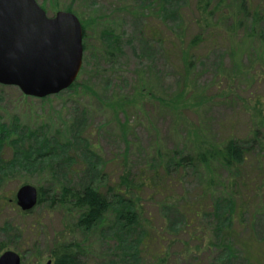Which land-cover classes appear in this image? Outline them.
Returning <instances> with one entry per match:
<instances>
[{
  "label": "rangeland",
  "instance_id": "rangeland-1",
  "mask_svg": "<svg viewBox=\"0 0 264 264\" xmlns=\"http://www.w3.org/2000/svg\"><path fill=\"white\" fill-rule=\"evenodd\" d=\"M158 1L36 0L48 17L69 10L86 27L82 67L75 80L78 87L75 94L65 90L42 103L16 87L0 85V125L17 121L33 127L44 119L51 127L47 135L55 133L59 147L64 144L70 156L81 158L83 143L66 136L74 130L71 127L77 128L93 145L92 151L105 165L101 171L112 175V183L120 174L123 158L131 174L137 175L144 168L154 169L166 153L186 154L202 141L221 146L231 131L242 136L248 118L258 111L264 115V58L259 46L254 41L245 44L243 37L223 39L214 47L200 48L188 68L179 55L181 45L172 48L156 38L165 35L168 39L172 34L186 44L196 32L190 27L187 37V15L193 2L173 1L170 6L175 14L166 18L159 14ZM184 179L185 194L193 195L201 185L200 173L188 171ZM49 182L47 172L15 175L0 182V243L7 239L3 223L16 222L26 229L28 248L34 246L35 251L26 253L21 264H44L63 225L73 222L64 220L47 202L22 217L15 212L19 187H47ZM153 202L154 207L160 205L156 199ZM150 206L144 208L145 217L147 212L150 217L155 213ZM250 213L242 217L243 227L232 225L233 240L240 247H235L230 260L215 245L218 240L212 226L200 220L191 229L166 232L165 264H264V213ZM169 214L180 226L176 212ZM152 222L156 228L162 226L157 216ZM106 233L104 228L102 238L96 228L77 238L87 252L78 264L116 263L119 254L110 252L115 244L105 240ZM169 235L173 239L168 240ZM138 264L151 262L143 259Z\"/></svg>",
  "mask_w": 264,
  "mask_h": 264
},
{
  "label": "trees",
  "instance_id": "trees-1",
  "mask_svg": "<svg viewBox=\"0 0 264 264\" xmlns=\"http://www.w3.org/2000/svg\"><path fill=\"white\" fill-rule=\"evenodd\" d=\"M173 1L178 0H159V14L166 18L175 14L170 6ZM188 1L193 2V8L187 15V31L191 27L195 35L188 42L186 39V44L180 36L172 34L168 39L165 35L159 40L156 38L157 42L172 48L181 45L179 55L188 68L192 67V59L200 48L214 47L223 39L237 37H243L245 44L256 42L264 58V0ZM222 26L224 32H221ZM85 28L82 26L83 39ZM189 34L188 31L187 37ZM77 87L73 83L66 93L75 94ZM48 100L40 99L42 103ZM39 122L33 127L17 121L0 125V182L15 175L47 172L50 182L47 187L37 188V205L47 202L64 220L73 219L69 226L63 225L47 252L52 264H78L87 252L77 238L96 228H100L102 238L106 228L105 240L114 242L110 252L119 254L114 264H138L143 259L151 264H165L169 250L166 232L191 229L200 220L212 226L214 238L218 240L215 245L230 260L236 253L235 247H240L233 240L232 225L243 227L242 217L246 213H264V115L261 111L244 122L242 136L231 131L221 146L202 141L198 148L186 154L166 153L158 158L154 169L144 168L137 175L131 174L132 169L123 158L120 174L113 183L112 175L101 171L105 165L92 151L89 140L80 135L81 131L71 127L74 130L66 135L72 142L83 143L80 158L70 156L64 148L66 145L59 147L58 136L47 135L51 127L44 119ZM188 171L200 173L201 177V185L193 195H186L183 186L184 174ZM154 199L160 202L158 207H154ZM149 205L155 213L150 217L147 212L145 217L144 208ZM13 208L19 217L34 210L22 213L15 204ZM171 210L180 218V226L169 214ZM155 215L162 224L159 228L152 222ZM15 223L4 222L1 226L7 239L0 243V250L12 249L23 258L35 250L33 245L27 246L26 229ZM169 237L168 240L173 239ZM36 257L37 261L42 258Z\"/></svg>",
  "mask_w": 264,
  "mask_h": 264
},
{
  "label": "water",
  "instance_id": "water-1",
  "mask_svg": "<svg viewBox=\"0 0 264 264\" xmlns=\"http://www.w3.org/2000/svg\"><path fill=\"white\" fill-rule=\"evenodd\" d=\"M82 41L83 29L73 13L57 11L48 17L36 0H0V85L36 99L67 90L82 67ZM15 203L22 212L31 211L38 190L19 187ZM0 264H21V256L5 251Z\"/></svg>",
  "mask_w": 264,
  "mask_h": 264
}]
</instances>
